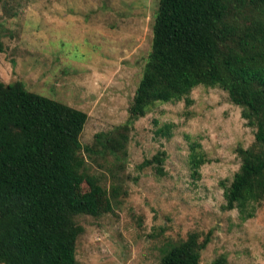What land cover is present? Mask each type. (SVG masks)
Segmentation results:
<instances>
[{
	"label": "rangeland",
	"instance_id": "obj_1",
	"mask_svg": "<svg viewBox=\"0 0 264 264\" xmlns=\"http://www.w3.org/2000/svg\"><path fill=\"white\" fill-rule=\"evenodd\" d=\"M158 2L0 0V82L21 81L30 92L85 112L79 140L91 145L96 133L127 119ZM189 99L157 104L135 121L120 168L82 150L101 185L109 191L117 181L122 192L113 212L76 217L83 229L77 264H159L168 244L191 232L210 236L200 264H264V201L243 219L238 209H224L223 197L241 164L237 149L254 141L255 130L220 88L198 86ZM165 124L170 137L158 132ZM193 142L207 159L197 176L188 162ZM160 152L163 174L139 168Z\"/></svg>",
	"mask_w": 264,
	"mask_h": 264
},
{
	"label": "trees",
	"instance_id": "obj_2",
	"mask_svg": "<svg viewBox=\"0 0 264 264\" xmlns=\"http://www.w3.org/2000/svg\"><path fill=\"white\" fill-rule=\"evenodd\" d=\"M198 86L226 91L255 130L254 141L237 149L239 170L223 188L224 209L251 217L264 201V0H159L125 123L96 133L85 147L79 140L85 112L30 92L21 81L0 82V264H77L83 229L76 217L113 212L122 192L117 181L109 191L101 185L82 150L120 168L135 121L157 104H191ZM170 129L165 124L158 132L170 137ZM164 157L160 152L139 168L163 174ZM188 162L193 176L207 162L196 142ZM209 242V234L191 232L169 243L159 264H200Z\"/></svg>",
	"mask_w": 264,
	"mask_h": 264
}]
</instances>
